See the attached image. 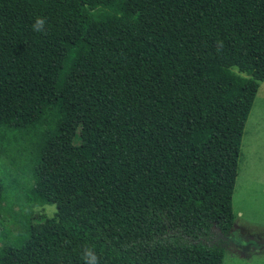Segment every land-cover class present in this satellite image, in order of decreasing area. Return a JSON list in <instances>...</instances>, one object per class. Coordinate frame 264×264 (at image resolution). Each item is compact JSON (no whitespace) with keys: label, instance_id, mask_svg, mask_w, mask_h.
I'll return each instance as SVG.
<instances>
[{"label":"trees","instance_id":"obj_1","mask_svg":"<svg viewBox=\"0 0 264 264\" xmlns=\"http://www.w3.org/2000/svg\"><path fill=\"white\" fill-rule=\"evenodd\" d=\"M262 81L264 0H0V264H223Z\"/></svg>","mask_w":264,"mask_h":264},{"label":"rangeland","instance_id":"obj_2","mask_svg":"<svg viewBox=\"0 0 264 264\" xmlns=\"http://www.w3.org/2000/svg\"><path fill=\"white\" fill-rule=\"evenodd\" d=\"M0 177L7 187L6 206L11 214L28 212L37 217L54 214V205L27 208L26 190L32 183L31 173L3 142H0ZM232 208L233 227L219 244L224 251L223 264H264V81L258 87L245 124ZM4 242L0 234V247Z\"/></svg>","mask_w":264,"mask_h":264},{"label":"clouds","instance_id":"obj_3","mask_svg":"<svg viewBox=\"0 0 264 264\" xmlns=\"http://www.w3.org/2000/svg\"><path fill=\"white\" fill-rule=\"evenodd\" d=\"M47 24H48L47 17L38 15L34 18L31 27L32 30L35 32L46 34ZM216 44H217V49H216L217 53H220L224 47V43L223 41L218 40ZM82 259L84 261V264H100V258L95 252L93 247L85 246L82 253Z\"/></svg>","mask_w":264,"mask_h":264}]
</instances>
